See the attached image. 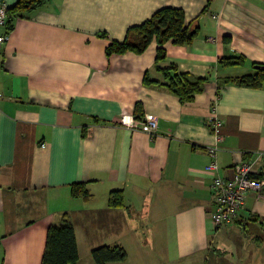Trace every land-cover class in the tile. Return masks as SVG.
Returning a JSON list of instances; mask_svg holds the SVG:
<instances>
[{"label": "crops", "instance_id": "crops-1", "mask_svg": "<svg viewBox=\"0 0 264 264\" xmlns=\"http://www.w3.org/2000/svg\"><path fill=\"white\" fill-rule=\"evenodd\" d=\"M165 6L197 27L190 44L169 40L159 59L155 38L141 52L106 53ZM0 34V264H41L48 227L65 213L74 264H96L92 250L113 244L128 256L108 264H264V190H249L230 223L210 216L216 175L250 160L264 177V84L218 83L264 64V0H43ZM166 70L205 77V88L184 101ZM122 111L155 116L157 130L115 123ZM76 182L89 199L72 195Z\"/></svg>", "mask_w": 264, "mask_h": 264}, {"label": "trees", "instance_id": "trees-1", "mask_svg": "<svg viewBox=\"0 0 264 264\" xmlns=\"http://www.w3.org/2000/svg\"><path fill=\"white\" fill-rule=\"evenodd\" d=\"M43 0H18L15 5L9 6L6 24L10 23L11 16L17 11L23 12L37 7ZM209 2L211 0H208ZM197 33V27L190 28L185 25L184 11L180 7L165 6L158 9L152 16L140 24L128 28L123 40H113L106 47L108 55L114 52L132 50L143 51L155 38L159 44L158 59L166 56L164 44L171 40L173 44H190ZM243 56L223 57L224 64H241ZM254 71L234 78H221L218 83L234 82L238 85L261 87L264 84V64L254 63ZM168 81L166 87L179 95L182 100H191L194 94L205 88L207 78L196 76L192 73H175L170 75L166 70ZM146 82H150L146 79ZM221 85V84H220ZM136 117L139 114L135 113ZM72 195L89 199L91 193L84 182H76L72 185ZM109 204L114 207L123 205V191L112 190L109 193ZM96 264H108V262L123 261L128 254L121 244L102 245L92 250ZM79 257L76 243L74 225L67 213L59 223H52L48 227L45 250L41 264H74Z\"/></svg>", "mask_w": 264, "mask_h": 264}, {"label": "built area", "instance_id": "built-area-1", "mask_svg": "<svg viewBox=\"0 0 264 264\" xmlns=\"http://www.w3.org/2000/svg\"><path fill=\"white\" fill-rule=\"evenodd\" d=\"M8 3L0 0V27L6 24ZM216 16V15H214ZM6 36L0 34V47ZM115 123L133 129H142L153 135L158 128L157 118L151 114L136 117L134 113L122 111L115 117ZM209 124L217 140H222V121L213 111L209 116ZM219 146L215 144L209 148L212 155H216ZM209 170H218V164L213 159L208 165ZM249 190L263 191L264 177L255 175L253 161H242L238 164L233 176L224 178L216 175L213 180L214 209L210 216L216 227L233 221L240 213L246 202Z\"/></svg>", "mask_w": 264, "mask_h": 264}]
</instances>
